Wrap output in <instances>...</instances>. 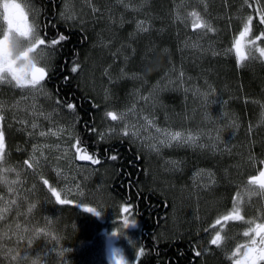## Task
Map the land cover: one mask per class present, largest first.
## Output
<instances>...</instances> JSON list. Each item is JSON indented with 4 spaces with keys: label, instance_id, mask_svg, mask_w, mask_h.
I'll list each match as a JSON object with an SVG mask.
<instances>
[{
    "label": "trees",
    "instance_id": "obj_1",
    "mask_svg": "<svg viewBox=\"0 0 264 264\" xmlns=\"http://www.w3.org/2000/svg\"><path fill=\"white\" fill-rule=\"evenodd\" d=\"M24 1L36 4L32 5L39 15L36 25L47 41L44 52L48 76L41 88L48 95L42 103L56 110L58 122L68 128L74 140L80 138L79 147L100 163L76 159L75 164L71 159L72 165H59L56 152L51 151L32 163L29 152L36 133L26 132L16 122L5 124L3 166L17 172L6 176L13 180V188L18 179L21 190L9 194L13 205L0 222V264H107L101 236L120 222L121 204L132 208L131 214L139 221L133 235L138 252L143 248L144 254L135 258L134 264H232L228 257L237 245L246 242L241 243L236 230L229 229L220 246L212 245L207 226L203 225L216 213L230 211L243 192L233 161L245 163L248 168L249 157L256 155L259 163L264 160V58L248 55L241 65L231 47L236 38L234 31L248 16H252V27L258 35L264 31L259 23L264 0H248L247 4L244 0H144L145 8L139 12L125 7L122 1L92 0L100 13H86L84 19L76 21L60 16L63 0ZM136 2L140 0L127 3ZM196 4H200L214 31L192 28L191 17H185V12ZM138 19L144 20L146 31L136 30ZM3 29L0 23V31ZM60 35L66 39L50 46V37L59 39ZM113 42L115 47L112 44L107 48ZM113 64L133 78L113 82L107 79L104 69ZM173 73L208 82L219 90L224 100L221 105L240 125V141L229 143L230 148L216 155L206 150L165 151L167 156L169 152L178 153L183 160L179 171L166 173L161 166L163 153L149 156L131 135L104 133L103 115L106 108L126 103L131 91L149 93L162 77ZM5 89L6 93H13L11 89L18 94L38 93L8 83ZM157 101L161 105L159 113L162 107L171 118L184 113L183 94L178 90L161 91ZM68 104L74 105V110L68 109ZM38 140L41 143L43 139ZM26 160L33 165L31 168L24 163ZM201 166L217 175V183L210 190L191 188V173ZM60 169L76 178L68 181L76 185V194L61 196L72 201L67 205L57 204L48 191L49 186L59 191L65 178ZM44 179L50 180L49 185L43 183ZM6 189L0 186V192ZM31 205L35 207L29 212ZM248 205L245 219H256L257 208H264ZM86 207L96 208L102 216L86 212ZM10 224L20 225L19 238L2 237V228ZM26 252L29 255L22 260Z\"/></svg>",
    "mask_w": 264,
    "mask_h": 264
},
{
    "label": "rangeland",
    "instance_id": "obj_2",
    "mask_svg": "<svg viewBox=\"0 0 264 264\" xmlns=\"http://www.w3.org/2000/svg\"><path fill=\"white\" fill-rule=\"evenodd\" d=\"M117 1L126 3L125 7L136 12L142 11L145 8V3H143L144 0H140V2H136L134 5H131V3H127L128 0ZM18 2L28 5V8L26 10L29 13V22H34L35 24H37L38 18L37 14H35L36 10L32 6V4H29V2H26L24 0H18ZM91 2L92 0H63L60 16L63 19L69 21H76L84 19L86 17V13H91L93 15L97 14V12H99L100 10L99 8H95V5H92ZM199 3L201 4L202 1H200ZM200 4H196L191 8H187L185 17L188 16V18H190V16L188 15L189 12L197 11L200 13L202 19L206 22V14L204 10L199 6ZM139 17L140 15H138V18ZM138 21L144 22V20L142 19H138ZM139 22H137V24ZM192 22V18H190L189 23H191V25ZM0 23L2 27H5L1 17ZM236 29L237 30L234 31V36L238 37L240 31L243 30V25ZM136 30L144 31L138 29V27ZM256 36H258L257 31H255L254 27H252L251 32L243 38L242 50L247 55H258L259 53L255 50L256 47H264V40L257 41L256 44L249 43L250 41L254 40ZM45 42L46 43L44 46H46L47 44L46 40ZM114 42L108 43L107 48H110L112 44H114L115 47ZM44 46H40L38 48L39 50H41L40 66H46L48 60L45 58V53H43ZM107 51L108 49H105V52ZM114 61H117L116 58ZM90 68H92L91 65ZM104 71L107 74L106 78H111L110 80L112 82L123 79L130 80L133 78L132 76H129L127 72H121L122 69L120 70L119 68H117L115 64H113L111 68L109 67L107 69H104ZM90 73H92V71ZM175 73L167 74L162 77L149 93L142 94L141 89L131 91L128 94L129 99L126 103L120 105L119 107L111 106L109 108H106L103 115L105 119L103 123V132L107 133L112 131L124 133L126 129L128 131V134L138 142L140 147L149 156L158 155L165 151H172L177 148L184 150H200V152L201 150H206L209 154L216 155L219 154V152H221L222 150L230 148L228 146L229 143L235 144L236 142L240 141L238 138L239 135H237V130L240 125H238L237 122L235 123V121L231 119V113L227 112L228 110L226 109V106L221 105V102H223L224 100H222V96L218 92L219 90L217 89V91L213 86H209L208 82L201 83L197 80L193 81V78L181 74H178L176 76ZM39 88L41 87H38V93H6L4 83L3 94L0 95V114H2L5 119L1 126L3 125V128H5V124L16 122L17 124H19V126H24L28 131L24 127L21 128H24L26 132L36 133L37 137L34 139L35 143L32 145L29 152L30 161H32V163L39 162L46 156L47 152L49 151L56 152V162L59 165H68V163L71 164L72 160L76 162V148L72 147V145L75 144L76 140H74V137L71 136L68 128L66 126H62V124L58 122L56 110L54 111L53 109H51L50 107H46L42 103L41 99L44 96L48 95V91L44 88H41L39 90ZM169 90H178L183 94V108L185 109L184 113L179 112L173 115L174 117L172 116V118L171 114H168L169 112H167L168 110L165 107H162V113L157 112V109L161 107V105H159L157 101V94H159L161 91L163 92ZM108 111L116 112L118 117L122 116L123 118L113 121L110 118L106 117L105 114ZM262 119V121H264V115ZM149 121H151L152 123H149ZM33 124H36L37 127L33 128ZM236 125L237 128H235ZM157 129H159L160 131H157ZM41 132L46 133V135L41 136ZM176 132H180L182 134L181 140H173L171 141V146H169L168 141L170 137L166 134H174ZM133 133L138 134L133 135ZM188 136L195 137V143L184 142ZM39 138L43 139L41 143H38ZM161 140L165 141V143H160ZM153 144H155V148L151 147V145ZM34 149H36L35 152ZM169 153L171 154L170 156H167L165 153H163L162 155L164 157H161L162 155L160 154V158H163L161 159V166L166 173L177 172L181 169L183 160L181 161L180 158H178L179 156L175 155L174 152ZM248 160L250 164L248 168L245 163L239 164L240 162L238 160H236V162L233 161L234 163L232 164L236 169L237 174L239 175V180L242 181L241 184L243 187V192L236 200V203L241 209V214L246 213V204H249V208L250 206L254 205H257V207L259 205L264 206V196L249 197L245 195V188L249 187L247 185L248 178L252 175H257L262 166H264V164L259 163L256 155L254 157H249ZM3 163L4 162H0V176L4 177L7 182H0V186L6 187L7 191L0 192V222L6 217L9 211V207L12 204V202L7 197V194H14L15 191L18 194V192L21 190V188H19L21 187V185L18 184L20 183L18 179L16 180L17 182H15L16 186L14 188L11 187L14 182L9 178V176H6V174H16L17 172H15L13 168L4 167ZM236 163H238L239 165H236ZM7 169H13V171H7ZM59 171H61V173H64L65 175L63 183H61V186L58 188L62 193L61 196L67 198L71 193L76 194V185H70V182H68L69 180L76 178H70L69 176L71 175V172L68 170L60 169ZM216 183L217 175H215L214 171L210 168L201 166L191 173L190 184L191 188L194 190H210L216 185ZM173 188L177 189V187L174 185ZM185 197L189 198L187 195H185ZM259 201H261V204H259ZM259 208L260 207H258L257 211H255L256 218L258 216H264V208ZM232 209L230 211H232ZM172 211L173 210H171V212ZM174 213L175 212H173V214ZM222 214L223 212L219 214L216 213L215 216L210 217L207 225H203L204 227L207 226L205 230L207 232L206 234H208V236L210 237V240L215 235L216 231H221V236L224 240V235L227 230V224H229V226L230 224L231 226H233L236 223V221L232 220L228 222H224L223 220H221V224L216 225L215 228H213L215 221L217 219H221L226 213L224 215ZM124 215H128L129 220L137 221V219L133 215L131 216V214L121 213L119 217L120 223L118 225L119 230L115 227H110L107 228L105 233L101 236V238L104 240L105 252L108 260L107 264H110L111 258L116 255L126 257L128 264H133L135 256L138 253L137 245L135 243V238L133 235L138 230V221L135 227L126 229L124 234H122ZM248 219L253 220L247 218L244 221H240L239 223H246ZM259 220L256 221V219H254V223L252 224V226L247 225V227H255L256 223H262L259 222ZM113 233H116V235H114ZM1 235L2 237L6 236L19 238L21 236L20 225H6L4 228H2ZM246 239L249 240V237L240 238L241 243H243V241H248Z\"/></svg>",
    "mask_w": 264,
    "mask_h": 264
},
{
    "label": "snow or ice",
    "instance_id": "obj_3",
    "mask_svg": "<svg viewBox=\"0 0 264 264\" xmlns=\"http://www.w3.org/2000/svg\"><path fill=\"white\" fill-rule=\"evenodd\" d=\"M247 4L248 0H244ZM251 6V5H249ZM206 7V6H205ZM28 8L27 4H22L18 2V0H0V17H2L3 23L5 25L3 29V35L0 36V73L7 72L8 77H4L0 75V84L8 83L11 84L15 88L19 89H32L37 90L38 87H42V82L48 76V72L45 66H38L28 59L29 52L38 49L40 46L45 45V39L41 38L38 26L32 22H29V13L26 10ZM192 18V28L193 29H206L207 31H214L212 26L205 22L200 13L197 11H192L188 14ZM63 16V14H62ZM253 18L252 16H248L246 21L243 23V30L240 31L239 36L234 39V43L231 47L235 50V56L238 64H243V61L247 60L249 57L243 49V38L247 36L252 30ZM259 23L264 25V10H260L259 14ZM138 29L146 31V28H143V22H139L137 24ZM11 33H16L17 36L23 37L26 40H31L33 34H36L35 42L31 44V47L27 49L25 52L21 53L20 57L13 58L11 51L8 49V38ZM66 37L63 35L59 36V39H52L50 46H55L60 43V41L65 40ZM264 40V31L255 37L254 40L250 41L251 44H256L257 41ZM259 53L260 58H264V47L257 46L255 49ZM23 58L27 61V63L23 66L18 67L19 60ZM256 58V57H253ZM29 65H31L29 67ZM78 65L72 68V71L75 72L78 69ZM67 107L69 109L74 110V105L68 104ZM106 117L110 118L113 121L118 119H122V116L117 115L116 112L108 111L106 112ZM5 117L0 114V122L4 121ZM149 123H152L149 121ZM33 128L37 127L36 124L32 125ZM157 131H160L157 129ZM125 135H128V131L125 129ZM138 133H133V135H137ZM41 136L46 135V133L41 132ZM170 137L168 141V145L171 146V141H180L181 133L176 132L174 134L167 133ZM184 142H192L195 143V137L188 136ZM82 143L80 138L76 139V143L72 145V147L76 148V157L80 160H88L91 161L92 164H99L100 161L96 159L93 155L86 154V150L79 147ZM160 143H165V141L161 140ZM151 147L155 148V144L151 145ZM5 133L0 126V162L5 160ZM36 149H34V152ZM83 153V154H82ZM113 160L116 159V156L111 157ZM34 159V157H33ZM31 168L33 165L29 163L27 160L24 162ZM261 164H264V160L260 161ZM7 171H13V169H7ZM19 175V174H18ZM0 181L7 182L4 177L0 176ZM45 185H49V181L47 179L43 180ZM247 185L249 187L245 188V195L251 196H264V169H260L258 175H252L248 178ZM11 190V189H10ZM48 191L51 196L55 198V202L60 205H67L72 203L69 199H62L61 193L55 188L49 186ZM239 197V193L237 194ZM35 205H31L29 208V212L34 208ZM120 212L123 214H131L132 208H130L127 204H121ZM86 212L99 215L100 211L93 207H86ZM244 216L241 214V209L234 200V206L232 211L228 215H224L221 219H217L213 228L216 225L221 224V220L224 222L227 221H244ZM134 220H129L128 215H124L123 225L127 227L129 222ZM248 224H253L254 221H247ZM222 230V229H221ZM42 231V230H39ZM116 235V233H113ZM254 234V235H253ZM245 237H249V241L246 244L237 245L235 251L231 253L228 259L232 260V264H261L264 262V223H256L255 227H250L247 231L243 233ZM258 238V240H257ZM223 241V237L221 236V231H216L215 235L211 238L210 243L215 246H220ZM144 254L143 248L139 249V252L136 255V259L139 256ZM28 253L26 252L25 256L21 257L22 260H26L28 257ZM197 256H200L201 253L197 252ZM15 259V257H13Z\"/></svg>",
    "mask_w": 264,
    "mask_h": 264
},
{
    "label": "clouds",
    "instance_id": "obj_4",
    "mask_svg": "<svg viewBox=\"0 0 264 264\" xmlns=\"http://www.w3.org/2000/svg\"><path fill=\"white\" fill-rule=\"evenodd\" d=\"M2 35H3V32L0 31V36H2ZM35 38H36L35 33L33 34V37L30 41L26 40L23 37L17 36L16 33H11L9 38H8L7 46H8V49L11 51L13 58L20 57L21 53H23L27 49H29L31 47V44L35 42ZM40 51L41 50H39V49H35V50L29 52V55H28V59L31 60L33 63L37 64L38 66H40V61H41ZM26 63H27V61L25 59L21 58L19 60L18 67L23 66ZM30 66L31 65H29V67ZM0 75H3L6 78L8 77L7 72L0 73ZM93 215L99 218L102 216V213L100 212L99 215H96V214H93ZM136 225H137L136 220L129 222L127 227H124V225H123L122 226V234H124L126 229H128L130 227H135ZM110 264H128V261H127L126 257L121 256V255H116V256H113L111 258Z\"/></svg>",
    "mask_w": 264,
    "mask_h": 264
},
{
    "label": "flooded vegetation",
    "instance_id": "obj_5",
    "mask_svg": "<svg viewBox=\"0 0 264 264\" xmlns=\"http://www.w3.org/2000/svg\"><path fill=\"white\" fill-rule=\"evenodd\" d=\"M41 37H43L42 35H41ZM43 39H44V37H43ZM50 39L52 40V37H50ZM50 40V41H51ZM49 45H51V43H49ZM45 53V52H44ZM45 58H46V55H45ZM46 70H47V68H46ZM47 72H48V70H47ZM3 87H4V83L3 84H0V95L1 94H3ZM13 91H14V89H12ZM1 124H2V122H0V126H1ZM2 128H3V125H2ZM4 130V129H3ZM7 197L9 198V200L11 201V199H10V195H8L7 194ZM11 206H12V204H11ZM11 206L9 207V211H10V209H11ZM8 211V212H9ZM231 211H228L225 215H227V214H229ZM242 215L244 216V214L242 213ZM264 215V214H263ZM259 218H260V220H259ZM251 219V218H250ZM259 220V222H262V223H264V216H261V217H257L256 218V221H258ZM249 221V220H248ZM228 222V221H227ZM240 221H236V223L233 225V226H231V224H230V226H229V224H227V230H229V229H234V230H236L235 231V235L237 236V238L238 239H240V238H246L244 235H243V233H244V230L246 231V230H248L249 229V227H247V225L248 226H252V224L250 225V224H248L247 222L246 223H244V222H241V223H239ZM226 230V231H227ZM258 240V239H257ZM261 264H264V262H261Z\"/></svg>",
    "mask_w": 264,
    "mask_h": 264
},
{
    "label": "bare ground",
    "instance_id": "obj_6",
    "mask_svg": "<svg viewBox=\"0 0 264 264\" xmlns=\"http://www.w3.org/2000/svg\"><path fill=\"white\" fill-rule=\"evenodd\" d=\"M29 2V1H28ZM35 3V2H34ZM29 4H31V3H29ZM32 5H34L33 3H32ZM36 5V4H35ZM34 5V6H35ZM31 6V5H30ZM31 9V8H30ZM36 9V8H35ZM36 14V13H35ZM36 17V16H35ZM37 17H39V15H37ZM207 18V17H206ZM218 30V29H217ZM256 31V30H255ZM227 34V33H226ZM48 48V47H47ZM47 52V51H46ZM43 86V85H42ZM48 86V85H47ZM12 90V89H11ZM38 90V89H37ZM12 92H14V91H12ZM113 102V101H112ZM118 104V103H117ZM69 109V108H68ZM71 112V111H70ZM68 120H70V119H68ZM62 122V121H61ZM72 122V121H71ZM25 128V127H24ZM75 132V131H74ZM79 132V131H78ZM79 135V134H78ZM41 140V139H40ZM76 142V141H75ZM39 143V142H38ZM83 145V144H82ZM181 148V147H180ZM178 150V149H177ZM108 152V151H107ZM181 153V152H180ZM140 154V153H139ZM167 154V153H166ZM178 154V153H177ZM177 154H175V155H177ZM182 156V155H181ZM231 159V158H230ZM108 160V159H107ZM105 161V160H104ZM75 164H76V162H75ZM73 169V168H72ZM82 173V172H81ZM50 181V180H49ZM76 190V189H75ZM205 211V210H204ZM177 217V216H176ZM199 217V216H198ZM18 225V224H17ZM114 225V224H113ZM199 244V243H198ZM209 247V246H208Z\"/></svg>",
    "mask_w": 264,
    "mask_h": 264
},
{
    "label": "water",
    "instance_id": "obj_7",
    "mask_svg": "<svg viewBox=\"0 0 264 264\" xmlns=\"http://www.w3.org/2000/svg\"><path fill=\"white\" fill-rule=\"evenodd\" d=\"M264 169V168H263Z\"/></svg>",
    "mask_w": 264,
    "mask_h": 264
}]
</instances>
